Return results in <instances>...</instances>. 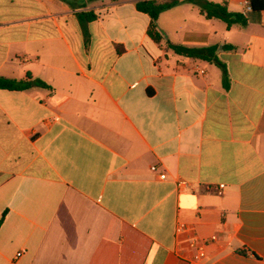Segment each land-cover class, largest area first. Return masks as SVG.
<instances>
[{
  "label": "crops",
  "instance_id": "obj_1",
  "mask_svg": "<svg viewBox=\"0 0 264 264\" xmlns=\"http://www.w3.org/2000/svg\"><path fill=\"white\" fill-rule=\"evenodd\" d=\"M217 20L182 3L157 44L136 0H0V77L50 86L0 89V264H264V12Z\"/></svg>",
  "mask_w": 264,
  "mask_h": 264
},
{
  "label": "trees",
  "instance_id": "obj_2",
  "mask_svg": "<svg viewBox=\"0 0 264 264\" xmlns=\"http://www.w3.org/2000/svg\"><path fill=\"white\" fill-rule=\"evenodd\" d=\"M70 4V0H63ZM182 3H190L199 8L201 14L206 19H219L222 20L227 29L230 30L234 26L246 27L249 23L255 20H260L264 12V0H250L252 11L249 14L242 12H232L228 8V1L224 0L222 3H213L206 0H136V8L139 12L147 14L150 19L148 27L149 37L157 44L163 43V36L157 28V21L161 14L168 11ZM77 17L85 28L88 23L97 19V15L93 11L78 12ZM85 37L88 39V34L85 31ZM167 49L173 50L178 55H184L194 60H201L218 67L222 72L223 86L226 90L230 88V78L226 63H224L218 56V46L209 47H187L181 45H174L171 42L166 43ZM118 52L123 48L117 45ZM224 50H232L233 46H223ZM15 80L5 77H0V89L4 90H24L33 85L50 87L41 80ZM6 214L0 219V226L3 224Z\"/></svg>",
  "mask_w": 264,
  "mask_h": 264
},
{
  "label": "built area",
  "instance_id": "obj_3",
  "mask_svg": "<svg viewBox=\"0 0 264 264\" xmlns=\"http://www.w3.org/2000/svg\"><path fill=\"white\" fill-rule=\"evenodd\" d=\"M251 11H252V5H251L250 0H249L245 3L244 14L246 15L247 13H249ZM152 170L156 171L157 168L154 166L152 168ZM160 178L162 180H165L167 178V175L165 173H161ZM177 186H178L179 190H181V191H186V190L188 191L190 188V183L187 182L186 180H180V181H178ZM223 188H224V185H220L219 194H222ZM177 230H178V232H182L184 230V228L182 225H180ZM190 247L193 250H195L194 260L201 262L205 259L206 255H207L206 242L205 241L200 240L197 236H195L190 241ZM21 255H22V253L17 254V256H21Z\"/></svg>",
  "mask_w": 264,
  "mask_h": 264
},
{
  "label": "rangeland",
  "instance_id": "obj_4",
  "mask_svg": "<svg viewBox=\"0 0 264 264\" xmlns=\"http://www.w3.org/2000/svg\"><path fill=\"white\" fill-rule=\"evenodd\" d=\"M215 22H218V23H216V24H220V26H225V23H224L223 21H221V20H217V21H215Z\"/></svg>",
  "mask_w": 264,
  "mask_h": 264
}]
</instances>
